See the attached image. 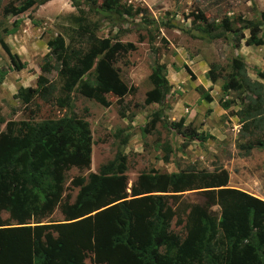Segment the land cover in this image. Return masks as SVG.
Returning <instances> with one entry per match:
<instances>
[{"label": "trees", "instance_id": "16d2710c", "mask_svg": "<svg viewBox=\"0 0 264 264\" xmlns=\"http://www.w3.org/2000/svg\"><path fill=\"white\" fill-rule=\"evenodd\" d=\"M44 1L21 0L17 6H4L3 11L17 15ZM71 1L93 7L103 18L121 19L117 0H100L97 5L96 0ZM196 17L202 23L201 33L210 35L213 25L205 22L202 13ZM263 23L264 9L255 19L237 17L238 31H232V36L238 41L246 30L247 43L260 44ZM232 27L224 19L221 31L213 34L230 32ZM81 37L82 42L72 45L60 36L49 39L35 85L19 86L14 97L24 105L40 100L67 109L75 93L101 106L108 105L106 93L117 98L126 94L130 88L114 61L133 45L105 43L92 33ZM10 62L16 70L23 67L14 56ZM245 67L240 57H233L220 84L221 93L234 92L240 104L233 115L240 123L239 137H247L245 144L238 145L244 154L252 147L264 148V83L249 78ZM51 69L57 83L45 76ZM3 75L0 69V81ZM206 75L214 82L219 72L208 68ZM147 80L150 88L143 102L161 104L168 83L165 66L156 57ZM198 92L205 101L211 100L208 93ZM232 102L222 100L220 106L225 109ZM158 120L159 111H154L150 128ZM169 125L189 140L204 138L189 125ZM91 143L88 122L73 113L5 122L0 129V264H85V259L90 264H264V200L227 186V173L220 167L142 171L126 191L124 157L116 155L97 172L71 178L70 184L76 187L74 198H62L67 170L88 167ZM167 157L166 153L163 160ZM192 189H204L218 211L214 216L206 206L189 205L183 219H177L182 223V233L177 234L170 230L174 213L169 198ZM54 207L62 222L36 224ZM1 213L6 216L2 218ZM29 220L34 224L29 225Z\"/></svg>", "mask_w": 264, "mask_h": 264}, {"label": "rangeland", "instance_id": "374dc122", "mask_svg": "<svg viewBox=\"0 0 264 264\" xmlns=\"http://www.w3.org/2000/svg\"><path fill=\"white\" fill-rule=\"evenodd\" d=\"M19 1L0 0V69L4 71L0 81V129L8 120H37L70 113L88 122L92 140L89 165L81 171L74 167L67 170L62 198L69 201L74 198L76 187L70 184L71 178L97 172L100 165L121 155L126 165V191L142 171L169 173L188 166L212 171L220 167L227 173V186L264 199V148L252 147L244 154L238 147L247 139L239 137L240 123L233 115L240 104L234 92L222 94L220 90L233 57L246 63L249 78L264 83V23L258 33L260 44H248L246 30H242L243 38L238 41L232 36V31H238L234 24L237 17L258 18L264 0H117L119 20L103 18L93 7L83 2L76 6L71 0H46L17 15L3 11L4 6H17ZM99 2L96 0V5ZM198 13L213 25L210 35L201 33ZM224 19L232 23L231 31L214 36L213 33L221 31ZM90 33L105 43L119 41L133 45L114 61L120 78L130 88L126 94L117 98L106 93L108 105L101 106L75 93L72 106L67 109L40 100L24 105L14 97L19 86L35 85L49 39L60 36L64 43L72 45L82 42L81 35ZM11 56L23 65L21 69L12 66ZM154 57L165 66L168 91L161 104H146L144 93L150 88L147 75ZM46 60L54 64L50 56ZM208 68L219 72L214 82L208 80ZM45 76L57 83L52 69ZM198 91L208 93L211 100L202 99ZM227 99L233 102L223 109L220 101ZM154 111H159V120L150 128ZM170 122L189 125L202 132L204 138L201 141L184 138ZM144 125L148 126L146 131L142 130ZM191 204L206 206L214 216L218 211L204 189L177 193L169 198L174 213L170 230L182 233V223L177 219H183ZM5 216L1 213L2 218ZM62 219L59 209L54 207L36 224L59 223ZM28 224L33 225V220ZM85 264H90L88 259Z\"/></svg>", "mask_w": 264, "mask_h": 264}, {"label": "crops", "instance_id": "0c3cea01", "mask_svg": "<svg viewBox=\"0 0 264 264\" xmlns=\"http://www.w3.org/2000/svg\"><path fill=\"white\" fill-rule=\"evenodd\" d=\"M240 190H242V189H240ZM249 194H251V193H249ZM251 195H253V196L257 197V198H260V199L264 200L263 197H261L260 195H254V194H251Z\"/></svg>", "mask_w": 264, "mask_h": 264}]
</instances>
